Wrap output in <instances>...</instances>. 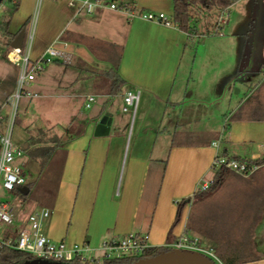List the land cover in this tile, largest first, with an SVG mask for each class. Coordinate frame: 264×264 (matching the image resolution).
Instances as JSON below:
<instances>
[{
    "label": "crops",
    "instance_id": "1",
    "mask_svg": "<svg viewBox=\"0 0 264 264\" xmlns=\"http://www.w3.org/2000/svg\"><path fill=\"white\" fill-rule=\"evenodd\" d=\"M127 1L133 2L132 10L137 13L163 12L171 17L174 10V0H107L105 6L96 7L93 13L78 11L68 0H40L37 19L32 21L38 0H19L15 6L7 5L12 12L4 14V18L10 20L11 34L17 35L25 28L26 39L34 23L31 59H37L57 40L68 44V58L56 60L50 68L52 63L47 65L30 85L34 91H45L50 98L62 99L65 114L75 121L73 127L57 134L63 140L59 181L53 205L43 207L51 210L43 222V233L69 246L88 245L91 249L86 255L100 263L105 241L136 233L146 235L151 246H167L190 223L196 232L203 229L212 247L226 257H233L237 264H264V164L250 175L233 173L225 179L246 187L245 191L231 193L232 201L237 203L231 204L236 211L230 215L242 223L237 227L252 228L236 241L242 242L235 245L241 250H231L234 246L228 243L224 228L219 234L214 229L201 228V220L193 221L190 213L193 194L200 181L209 175L218 152L264 159V120H236L225 129L228 115L243 106L262 80L252 85L243 82L251 91L244 98L234 99L235 106L227 109L225 104L233 97L226 89L235 78L230 75L223 94L220 92L218 96L224 105L215 109V122L211 124L212 110L205 105L201 108L200 104L206 101L198 98L207 94L191 89L196 70L193 51L196 38L204 37L199 44L208 55L214 57L221 52L224 63L220 69L244 74L264 69V55L257 62L240 59L245 41L253 40L254 48L256 43H264V34L261 40L259 32L246 39L249 18L243 21L233 13L225 24L219 25L218 19L211 33L204 36L193 19L195 32L189 34L172 24L140 17L129 19L125 12L109 6L111 2L122 6ZM217 1L212 6L199 4L195 8L217 9L218 17L236 8L250 17L254 7L261 12L260 6L264 5V0H232L222 8L220 2L229 0ZM9 50L10 46L6 48V58ZM118 50L121 57L117 72L125 83L120 92L112 94L108 80H98L113 67ZM254 53L255 49L251 56ZM85 78L95 80L92 83L95 89L85 87L88 80ZM16 83L17 75L5 99L13 94ZM207 87L210 89L211 85ZM128 90L141 93L135 114L123 111V98ZM89 96L95 100L87 108ZM213 103L216 100L207 104ZM247 110L254 108L247 106ZM105 115L110 117L109 126L99 129ZM220 137L217 149L212 142ZM23 147L27 150L29 142ZM190 194L191 204L188 201L175 223L178 202L189 199ZM214 194L204 199L210 200ZM185 210L188 211L184 221ZM22 218L19 222L23 226ZM217 238L216 242L212 240Z\"/></svg>",
    "mask_w": 264,
    "mask_h": 264
},
{
    "label": "rangeland",
    "instance_id": "2",
    "mask_svg": "<svg viewBox=\"0 0 264 264\" xmlns=\"http://www.w3.org/2000/svg\"><path fill=\"white\" fill-rule=\"evenodd\" d=\"M39 4L40 0H38L37 2L36 11H34L32 21H36L37 19ZM260 8H262L260 9L261 12L258 10V7H254V9H252V11L250 12V17H246V14H244L243 12L240 13L238 9L236 10V8L235 10L233 9L232 11H230L229 14L226 13V15L229 19L230 14L233 13L235 18L239 19L240 17V19H242L243 21L244 19L249 18L248 23L250 24L248 29L249 31L246 33V39L251 38L252 34H254L255 32H259L258 34L260 35L261 40L262 35L264 34V5H261ZM3 18L4 14L0 11V22ZM218 19L219 17L217 9L205 8H202L201 10H196L193 17V20L198 23L199 31L204 36H207L211 33V31L213 30V26ZM225 29L226 27L222 29V31L225 32ZM203 38V36H201V38H196L194 44L195 50L193 51L195 53L196 58V70L191 79V89L193 92L202 91L203 93L205 92V94H207L198 96V98L200 97L203 102L206 101L208 103L209 100H216V104L213 103V105L211 106L208 105L206 102L205 104H200L201 108L203 107V105L211 108V124H213L215 122V117L213 116L215 114V109H218L221 104L220 101H223L218 99V96H220V92H222L223 94L224 85L229 79V76L232 75L235 78L229 81L228 88L226 89L228 91V95L233 97L232 101L227 100L225 104L227 109L235 106L234 99L244 98L245 95L251 91V88L242 85L243 82H246L249 85L256 84L258 80H262L261 83L264 82V69L262 71L253 70L252 72L244 74H238L225 70L223 71V69H220V65L224 63V57L221 56V52H216V55H214V57L210 54L208 55L207 53H205V47L202 44H199V40ZM252 44H254V42L251 39L245 41V47L240 54L241 60L245 59V61H249V59H255V62H257L260 58L263 57L264 43H256L254 45V48L252 47ZM6 48L7 46L5 44V38L2 39V36H0V114L3 117L2 122L0 124L1 128H5L7 126V123L10 122L12 126V141L15 144L16 148L24 149L23 145L28 143L33 138L42 139L43 131L51 129L52 133L61 135L65 132L67 128L73 127L74 124H71L75 123V121L69 119V117L65 114L63 110L64 106L62 99L58 97L50 98L47 92H37L30 87L29 89L31 92H36L39 95L31 98L22 97L15 107L16 110L13 116L12 110L14 107V100L10 97L9 99H5V94L10 88H12L15 75H17L18 81L20 68L18 66H12V64H10V62L7 60L5 54ZM254 49L255 57L251 56V52H253ZM53 65L55 64H50L49 68ZM196 73H199V75H196ZM38 76L36 77V79L38 78ZM85 79H88L84 82L85 87L87 89L94 88V84L92 83H95V80H93L92 82L89 78ZM104 80L106 81L107 78L102 75L101 80H98V82H102ZM207 84L211 85L210 89L207 87ZM240 89L241 92H239ZM262 91L264 92V88H262ZM88 111L89 110H85L84 112ZM232 115L233 113L231 115H228V118L226 120V122H228L229 124H231ZM24 150L25 156L22 158V160H20V163H25L24 174L26 176L27 183L32 182L34 185L31 190V193L29 194L25 202H23L20 195L15 192H11L4 189L0 185V201H9L14 208L15 215L21 217L25 216L33 210H40L41 208L48 206V200H50L51 197L55 195L57 190L60 162L59 150L57 154V159L52 169L48 172L42 173L39 164L29 157L26 149ZM213 175L214 170L211 168L209 175L205 179H202L200 181L197 190L202 189L205 182L210 183V180ZM245 189L246 187L244 184L229 179L223 183V185L216 191V194H214L210 200L198 197L195 199V201H192L193 203L190 206L192 220L195 221L200 219L202 223L200 222L201 226L199 227L214 229L215 233L217 234H219V231L221 232L225 229V231H227L228 233V240H230L228 243H230L232 247L234 246L231 250H234L236 252L241 249L235 248V245H237V243H242L236 241L244 237L252 228L250 229L249 227H237L242 226V223L234 221L235 219L232 217V215H230L235 213L236 211L231 204L237 203V201H232L231 198L233 195H231V193L233 194L245 191ZM191 196L192 194H190L188 198ZM190 200L191 198H189V201ZM187 211L188 210H185V215L183 216L184 221L186 219ZM47 219H44L43 222ZM190 231L192 235H197L201 238L204 246L212 247V243L207 238V240L205 239L203 229H200V231L197 230L196 232L195 227H193V230ZM212 240L216 242L218 238ZM215 250L216 254L218 255L219 251H217V249ZM99 264L103 263L100 262Z\"/></svg>",
    "mask_w": 264,
    "mask_h": 264
},
{
    "label": "built area",
    "instance_id": "3",
    "mask_svg": "<svg viewBox=\"0 0 264 264\" xmlns=\"http://www.w3.org/2000/svg\"><path fill=\"white\" fill-rule=\"evenodd\" d=\"M106 1L107 0H68V3L78 11L84 9L88 13H93L96 7L105 6ZM7 5L8 3L5 2L0 5V11L3 14L12 12ZM109 6L112 9L125 12L129 19L140 17L149 21L170 24L169 17L163 12L137 13L115 2H111ZM227 19L228 16L226 12L222 13L219 17L218 24H225ZM33 33L34 23L31 25L30 32L24 41L23 47H10V50L7 52L8 60L20 68L16 88L10 96V98L14 100V107L12 110L13 116L16 110L15 107L22 97L31 98L38 96L37 93L31 92L29 87L36 77L46 69L47 65L56 60H66L68 58V53L66 51L68 44L64 41L57 40L37 59H31L30 50ZM140 95L141 93L139 90H128L123 98V111H132L135 114L139 105ZM94 100V96H89L85 104L86 107L89 108L91 102ZM2 119L3 117L0 114V123ZM221 140V137L214 140L212 145L219 149ZM24 156L25 150L16 148L12 141V126L10 122L7 123L5 128H1L0 124V185L4 189L14 192L27 185V179L24 174L25 163H20V160H22ZM220 168H226L243 175H250L258 169V166L254 165L252 168L248 169L244 161L234 156L224 155L218 152L212 162V169L218 170ZM209 185L210 183H204L202 189L199 190H206ZM50 213L51 210L48 208L33 210L24 216V221L22 222L24 225L22 226L19 221L23 220V218L15 215L11 203L9 201H0V257L3 249L9 248L26 252L31 255V258L50 259L64 263H73L75 260H95L86 255L91 249L88 245L75 244L69 246L63 241H53L43 233V220L48 218ZM167 246L172 249L199 252L209 257L212 261H216L215 263L224 264L216 254L214 247L204 246L199 236L188 234L186 231L181 234L175 242ZM150 247L152 246L148 243L146 235L129 233L121 239L105 241L101 247L102 259L140 255Z\"/></svg>",
    "mask_w": 264,
    "mask_h": 264
},
{
    "label": "trees",
    "instance_id": "4",
    "mask_svg": "<svg viewBox=\"0 0 264 264\" xmlns=\"http://www.w3.org/2000/svg\"><path fill=\"white\" fill-rule=\"evenodd\" d=\"M3 2L8 3L10 5H17L19 0H4ZM232 0H229L227 2H220L222 4V8H226ZM125 5H122L123 7H126L128 9H134L133 2L127 1L123 2ZM217 0H174V10L171 17H169V22L172 25L177 26L180 30L185 31L189 34H194L195 29L191 25V21L194 17V13L196 11V6L199 4L212 6V4H217ZM9 24L10 20L3 18L0 22V36L2 38H5V44L7 47L10 46L11 41L14 39L16 34H11L9 32ZM116 57L114 59L113 67L110 68L107 71L103 72V75L107 78L109 83V89L112 94H116L122 90V87L124 85V80L120 77V75L117 72V67L119 64V60L121 57V51L118 50L115 53ZM262 88H264V82L261 83L246 99L243 106L239 108V110L232 115V121L246 119V120H264V93L262 92ZM247 106H253L254 110H247ZM227 115H225L224 120ZM230 127V124L228 122L225 123V129L228 130ZM43 138H33L29 141V148L26 150L29 157L36 161L39 166L41 167V172H48L52 169L56 159L58 151L61 149L63 140L62 137L58 136L57 134L52 133L51 129L47 131H43L42 133ZM192 137V136H191ZM224 155H227L226 152H223ZM236 157V156H235ZM242 161H244L247 164L248 169L252 168V166L256 165L258 167H261L264 164V159H251V158H242V157H236ZM257 171V170H256ZM238 174L234 171H231L226 168H220L218 170H214L213 178L210 182L209 187L206 190H197L193 194V200L195 201L196 198L201 197L205 198L213 193H215L219 187L222 185V183L225 181V179L230 174ZM243 175V174H242ZM27 186L30 188V192L28 195H24L20 192V190H15L14 192L21 196V199L23 202L27 199L29 194L31 193V190L33 188V183L29 182L27 183ZM54 196L51 197L50 200H48L47 205L50 207L53 205ZM189 199H183L178 202V211H177V217L175 220V223L179 221L181 217V213L183 211V208L188 203ZM47 206V207H48ZM193 225L190 223H187L186 225V231L193 230ZM173 250L169 246H152L148 249H146L143 253L140 255L135 256H125L120 258H114V259H102L103 264H131L138 260H141L143 258L156 256L161 253H165L168 251ZM217 251H219L217 249ZM219 258L224 264H237L235 259L233 257H226L218 252ZM31 255H29L26 252H22L19 250L9 249L5 248L3 249L2 255L0 257V264H17L20 261L30 259ZM74 264H99L98 261L95 259L93 261L87 260V261H80L75 260L73 262Z\"/></svg>",
    "mask_w": 264,
    "mask_h": 264
},
{
    "label": "water",
    "instance_id": "5",
    "mask_svg": "<svg viewBox=\"0 0 264 264\" xmlns=\"http://www.w3.org/2000/svg\"><path fill=\"white\" fill-rule=\"evenodd\" d=\"M4 0H0V5ZM26 30L23 28L18 32V34L14 37V39L10 43L11 48L15 47H23L25 41ZM110 117L105 115L99 122L98 128L104 129L109 126ZM26 149L25 147H23ZM20 192L24 195H28L30 192V188L25 185L20 189ZM17 264H73V263H64L57 262L50 259L43 258H30L23 261H20ZM131 264H216L209 257L194 251L188 250H179L173 249L171 251L158 254L156 256L143 258Z\"/></svg>",
    "mask_w": 264,
    "mask_h": 264
}]
</instances>
